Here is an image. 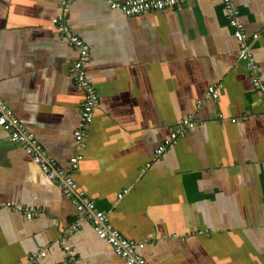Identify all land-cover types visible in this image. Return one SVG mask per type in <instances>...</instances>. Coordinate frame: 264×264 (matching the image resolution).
I'll return each instance as SVG.
<instances>
[{"label":"crops","instance_id":"obj_1","mask_svg":"<svg viewBox=\"0 0 264 264\" xmlns=\"http://www.w3.org/2000/svg\"><path fill=\"white\" fill-rule=\"evenodd\" d=\"M62 1L0 0V99L68 171L83 93L69 74L76 52L52 26ZM230 2L264 81V0ZM68 9L99 98L70 172L85 198L144 244L148 264H264V104L237 60L223 0L130 17L102 0ZM185 118L195 126L154 157ZM61 187L0 127V264L39 250V264H125L88 222L67 233L79 215Z\"/></svg>","mask_w":264,"mask_h":264},{"label":"built area","instance_id":"obj_2","mask_svg":"<svg viewBox=\"0 0 264 264\" xmlns=\"http://www.w3.org/2000/svg\"><path fill=\"white\" fill-rule=\"evenodd\" d=\"M74 0H63L60 9L61 14L52 20V26L60 38L75 50L76 58L71 63L69 74L73 84L83 93V100L79 109V120L72 132L75 153L69 158L68 171L59 168L55 160L50 157L36 137L24 126V124L14 115L12 110L0 99V127L8 134L9 139L16 143L34 164H36L45 176L50 180H60L62 191L65 196L71 199L79 215V221L69 228L67 233L77 230L79 222H88L95 234L105 241L119 256L125 264H148L139 254V249L144 247L142 242H135L126 239L118 230L110 224L105 213L95 208L93 202L85 198L79 190L77 184L72 179L70 172L77 171L82 154L79 151L83 141L87 136L89 125L92 123L94 114L99 107V98L96 88L87 76V67L91 59V50L88 44L74 34L71 28L65 23V17L69 11V5ZM109 9L115 10L124 16H137L145 12H161L166 9L179 8L195 0H102ZM225 12L230 26L233 28V36L238 44L237 60L246 69L251 85L254 90L261 95V102L264 104V81L254 56L247 43L246 33L243 25L238 20L237 11L232 6L230 0H223ZM257 34L253 35L256 38ZM205 96L210 99H217L218 89L209 86ZM264 117V114H263ZM234 122L235 120H231ZM196 121L192 118L183 119L176 126L169 137L154 150V157H159L177 137L184 135L190 128H193ZM125 191L118 195L121 198ZM5 207L15 212L21 213L26 219H31L34 212L26 206L11 204L7 202ZM63 250L71 254L68 245L61 242ZM46 256L45 250L31 253L25 261L18 264H39ZM67 261L61 264H67Z\"/></svg>","mask_w":264,"mask_h":264}]
</instances>
